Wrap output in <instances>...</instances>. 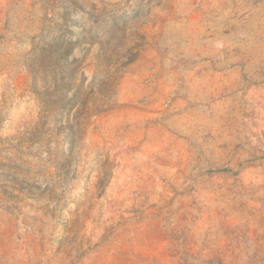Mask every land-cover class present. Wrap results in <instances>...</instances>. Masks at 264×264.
<instances>
[{
	"label": "rangeland",
	"instance_id": "1",
	"mask_svg": "<svg viewBox=\"0 0 264 264\" xmlns=\"http://www.w3.org/2000/svg\"><path fill=\"white\" fill-rule=\"evenodd\" d=\"M0 264H264V0H0Z\"/></svg>",
	"mask_w": 264,
	"mask_h": 264
},
{
	"label": "trees",
	"instance_id": "2",
	"mask_svg": "<svg viewBox=\"0 0 264 264\" xmlns=\"http://www.w3.org/2000/svg\"><path fill=\"white\" fill-rule=\"evenodd\" d=\"M74 49V46H70V45H68V46H66V47H64V53L66 54H71V52H72V50Z\"/></svg>",
	"mask_w": 264,
	"mask_h": 264
}]
</instances>
